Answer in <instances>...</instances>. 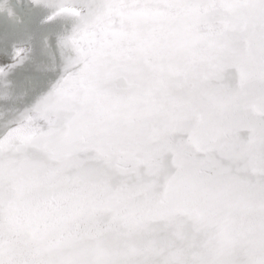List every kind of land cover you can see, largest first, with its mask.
Here are the masks:
<instances>
[{
  "label": "snow or ice",
  "instance_id": "snow-or-ice-1",
  "mask_svg": "<svg viewBox=\"0 0 264 264\" xmlns=\"http://www.w3.org/2000/svg\"><path fill=\"white\" fill-rule=\"evenodd\" d=\"M0 264H264V0H0Z\"/></svg>",
  "mask_w": 264,
  "mask_h": 264
}]
</instances>
